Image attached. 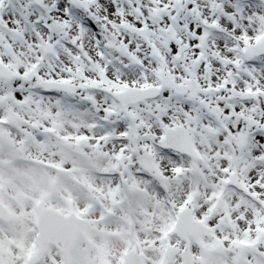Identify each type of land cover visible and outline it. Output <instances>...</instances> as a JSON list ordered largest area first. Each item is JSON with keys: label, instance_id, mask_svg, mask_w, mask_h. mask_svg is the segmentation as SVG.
Returning a JSON list of instances; mask_svg holds the SVG:
<instances>
[{"label": "snow or ice", "instance_id": "snow-or-ice-1", "mask_svg": "<svg viewBox=\"0 0 264 264\" xmlns=\"http://www.w3.org/2000/svg\"><path fill=\"white\" fill-rule=\"evenodd\" d=\"M0 264H264V0H0Z\"/></svg>", "mask_w": 264, "mask_h": 264}]
</instances>
